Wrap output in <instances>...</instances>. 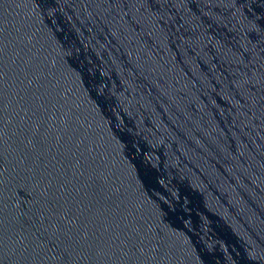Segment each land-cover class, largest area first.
<instances>
[{"label":"water","instance_id":"water-1","mask_svg":"<svg viewBox=\"0 0 264 264\" xmlns=\"http://www.w3.org/2000/svg\"><path fill=\"white\" fill-rule=\"evenodd\" d=\"M0 264H264V0H0Z\"/></svg>","mask_w":264,"mask_h":264}]
</instances>
